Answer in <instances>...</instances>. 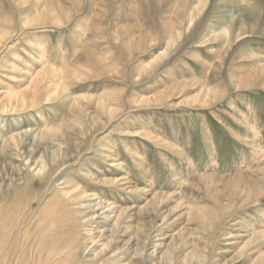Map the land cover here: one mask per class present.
<instances>
[{
    "label": "rangeland",
    "instance_id": "obj_1",
    "mask_svg": "<svg viewBox=\"0 0 264 264\" xmlns=\"http://www.w3.org/2000/svg\"><path fill=\"white\" fill-rule=\"evenodd\" d=\"M255 1L0 0V264H264Z\"/></svg>",
    "mask_w": 264,
    "mask_h": 264
},
{
    "label": "bare ground",
    "instance_id": "obj_2",
    "mask_svg": "<svg viewBox=\"0 0 264 264\" xmlns=\"http://www.w3.org/2000/svg\"><path fill=\"white\" fill-rule=\"evenodd\" d=\"M247 2H248V0H247ZM240 3H241V2H240ZM237 9L240 10L241 8H237ZM261 9L264 10V0H256L255 2L252 3V5H251V11H252V14L254 15V17L260 14L259 11H260ZM218 12H221V11H218ZM239 14H241V13H239ZM233 15H234V14H233ZM233 15H231V16L233 17ZM46 69H47V68H46ZM48 69H50V71L53 70V69L50 68V67H48ZM57 73H59V72H57ZM51 74H52V73H51ZM49 75H50V74H49ZM52 75L55 76V74H52ZM52 75H51V76H52ZM54 76H52V77L50 78V82H51V80H52V78H53ZM47 77H48V75H47ZM46 81H47V80H46ZM55 87L58 88V85L55 86ZM27 89H28V88H27ZM208 93L212 94L213 91H212V90H208ZM1 156H2V154L0 153V160H1L0 165L2 166V164L5 163V160H4V158H2ZM3 156H4V155H3ZM35 168H37V167H35ZM40 169H42V167H41ZM40 169H39V170H40ZM3 170H4V166H3V168L1 167V171H3ZM14 207H15V205L13 206V208H14ZM11 209H12V204H11V205H6L5 208H3V210L0 212V216L2 215L1 213H3V212H9ZM14 209H16V208H14ZM17 211H18V209H17ZM3 234H4V231H3V230H0V236H2ZM8 238H9V237L5 235L4 240H8Z\"/></svg>",
    "mask_w": 264,
    "mask_h": 264
}]
</instances>
